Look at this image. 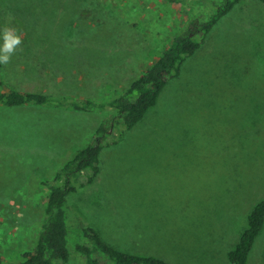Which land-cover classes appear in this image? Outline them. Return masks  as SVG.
Listing matches in <instances>:
<instances>
[{"label": "rangeland", "instance_id": "obj_1", "mask_svg": "<svg viewBox=\"0 0 264 264\" xmlns=\"http://www.w3.org/2000/svg\"><path fill=\"white\" fill-rule=\"evenodd\" d=\"M219 1L0 0V32L13 27L23 41L0 64V88L110 102ZM114 111L0 106V254L8 261L35 246L44 182ZM118 134L106 139L95 180L82 175L68 195L64 264H87V227L122 251L172 264H232L228 253L264 199V2L241 0L222 15L145 117ZM248 263L264 264V228Z\"/></svg>", "mask_w": 264, "mask_h": 264}, {"label": "trees", "instance_id": "obj_2", "mask_svg": "<svg viewBox=\"0 0 264 264\" xmlns=\"http://www.w3.org/2000/svg\"><path fill=\"white\" fill-rule=\"evenodd\" d=\"M168 1L178 4L183 0ZM240 1L220 0L221 5L216 7L217 12L207 21L193 22L182 32L177 33L155 61L110 102L90 98L81 100L19 88H0V106H55L85 112L107 107L115 109L114 113L99 125L93 141L65 163L56 173L54 181L44 182L49 187V191L44 205L45 216L35 246L26 251L18 262H10L0 254V264H64L69 260L71 251L67 212L68 195L78 189L82 175H88V182L95 180L100 171V154L106 145V139L116 132L122 136L145 117L148 110L157 103L167 83L180 75L184 62L200 48L205 35L214 24ZM261 1L264 2V0ZM263 228L264 199L251 210L247 227L238 244L228 253L232 264H249V255ZM85 230L93 245V248L80 246L87 264H97L98 258L94 254L98 252L107 254L114 264H172L156 256L122 251L102 241L100 233L95 228L87 227Z\"/></svg>", "mask_w": 264, "mask_h": 264}, {"label": "clouds", "instance_id": "obj_3", "mask_svg": "<svg viewBox=\"0 0 264 264\" xmlns=\"http://www.w3.org/2000/svg\"><path fill=\"white\" fill-rule=\"evenodd\" d=\"M0 41V64L8 65L12 56L20 49L22 37L15 28L5 26L0 32Z\"/></svg>", "mask_w": 264, "mask_h": 264}, {"label": "crops", "instance_id": "obj_4", "mask_svg": "<svg viewBox=\"0 0 264 264\" xmlns=\"http://www.w3.org/2000/svg\"><path fill=\"white\" fill-rule=\"evenodd\" d=\"M41 123V127H43V128H45V127H47V128H50L51 130L54 128L55 129V126L54 125H52L50 122H45V121H43V122H40ZM41 130H42V128H41ZM42 134V133H41Z\"/></svg>", "mask_w": 264, "mask_h": 264}]
</instances>
